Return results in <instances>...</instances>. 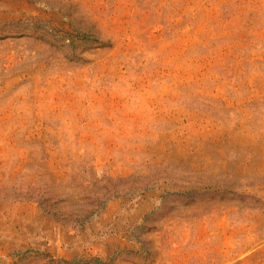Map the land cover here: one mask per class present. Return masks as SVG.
Returning <instances> with one entry per match:
<instances>
[{
    "label": "rangeland",
    "instance_id": "obj_1",
    "mask_svg": "<svg viewBox=\"0 0 264 264\" xmlns=\"http://www.w3.org/2000/svg\"><path fill=\"white\" fill-rule=\"evenodd\" d=\"M0 264H264V0H0Z\"/></svg>",
    "mask_w": 264,
    "mask_h": 264
},
{
    "label": "trees",
    "instance_id": "obj_2",
    "mask_svg": "<svg viewBox=\"0 0 264 264\" xmlns=\"http://www.w3.org/2000/svg\"><path fill=\"white\" fill-rule=\"evenodd\" d=\"M84 36H83V39H85V40H88V39H90L91 38V36L90 35H87V34H83ZM37 39H39V40H41L42 38H43V36H42V34H39L38 36H35ZM67 40H68V43L66 44L67 46H72V38H67ZM62 41H64V40H62ZM93 41H96V40H93Z\"/></svg>",
    "mask_w": 264,
    "mask_h": 264
}]
</instances>
